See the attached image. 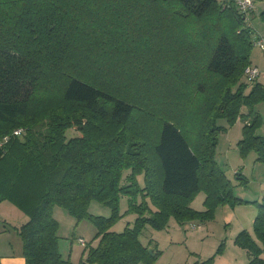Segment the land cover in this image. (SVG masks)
Instances as JSON below:
<instances>
[{
  "label": "trees",
  "instance_id": "trees-1",
  "mask_svg": "<svg viewBox=\"0 0 264 264\" xmlns=\"http://www.w3.org/2000/svg\"><path fill=\"white\" fill-rule=\"evenodd\" d=\"M220 1L0 0V202L27 213L17 228L25 264H75L59 250L55 206L95 225L76 264H153L159 252L139 239L146 225L204 221L243 202L214 159L215 122L234 123L249 105L240 148L264 163V136L251 135L264 84L245 92L252 28ZM199 191L204 211L189 207ZM122 196L136 217L117 232ZM93 200L112 214L90 213ZM252 203L255 237L244 229L234 241L248 264H264V196Z\"/></svg>",
  "mask_w": 264,
  "mask_h": 264
},
{
  "label": "rangeland",
  "instance_id": "rangeland-1",
  "mask_svg": "<svg viewBox=\"0 0 264 264\" xmlns=\"http://www.w3.org/2000/svg\"><path fill=\"white\" fill-rule=\"evenodd\" d=\"M255 1L257 10L261 4L260 0ZM220 4L222 9L225 8L224 0L220 1ZM207 19H219V17L212 11L207 14ZM207 24L206 22V26ZM251 51L253 56L258 59V63H261L262 67H264V50L253 45ZM262 69L260 72L264 74ZM243 81L248 82L245 79ZM248 91L245 92L247 93ZM256 104H259V107H256ZM256 104H254V110L255 108L260 109L261 123L259 126H254L253 130H251V135L253 136L260 134V128L264 130V100ZM242 105L234 123H230L226 117L219 118L215 122L222 129L216 143L214 159L226 177L232 182L234 196L242 199L243 202L221 203L215 208L211 219L204 220V222L198 218L192 219L195 223L193 227L191 226L192 222L186 221L183 224L173 216L169 217L167 226L163 229H156L151 225H146L139 234V239L141 241L148 240L145 244L149 243L154 250L159 252L153 264H192L196 257L206 258L213 256L221 243H223L222 252L219 255H214L213 263H230V260L235 256L236 263L241 264L239 259L242 260L244 258V254L240 256L241 253H244V248L234 241L239 233L238 226L240 223L237 217L244 213L245 216L242 217V220L253 226L254 219L250 221L252 219L250 212L253 208L257 209V205L252 202H244L243 197L252 198V195L257 190L260 191L259 183L264 182V174H262L264 172V163L258 160L256 151L251 149L247 152H242V148H240L241 141L245 138L244 127L252 124L253 120V115L250 116L248 114L249 105ZM136 179L142 186L144 183L143 175L138 174ZM243 190L245 192H242ZM147 197L145 198L147 199ZM141 198L140 191L139 196L135 198L136 202L138 203ZM205 200L206 193L199 191L190 200L189 207L204 211L206 210ZM148 204L153 206L149 200ZM242 204H248L249 206H238ZM119 205V213H122V216L111 227L113 231L117 232L124 230L128 225L131 226L136 217L134 211H128L129 205L126 196L121 197ZM14 206V210H17L18 213L12 211L0 212V219H4L7 222L6 225L9 228L7 232L12 230L14 242L17 244L21 238L14 225L16 223L19 226L22 222H25L27 213L20 207ZM88 210L94 215L105 217L112 214V209L109 205L96 200L91 201ZM53 216L58 221V235L60 237L58 246L61 254L63 257H69L75 264L78 263L84 249V245L79 241V238H82L86 243H90L96 230L95 225L87 218L77 222L72 214L60 206L53 208Z\"/></svg>",
  "mask_w": 264,
  "mask_h": 264
},
{
  "label": "crops",
  "instance_id": "crops-1",
  "mask_svg": "<svg viewBox=\"0 0 264 264\" xmlns=\"http://www.w3.org/2000/svg\"><path fill=\"white\" fill-rule=\"evenodd\" d=\"M255 3H256V1L254 0V7H253L252 11L247 15L246 22H247V25H249L252 28V31L254 33L264 37V20H262L260 17V13L262 12V10H264V0H260L261 6L257 10L255 8ZM250 64L257 66L259 69L264 68V67H262L261 63H258V59H256L253 56L252 51L250 54ZM262 70H264V69H262ZM242 79L244 80L243 76H242ZM256 80L258 82H260L261 84H264V74H262L260 72V75L257 77ZM251 85H252L251 82H247V88L245 90L248 91L250 89ZM256 105H257L256 107H259L258 106L259 104H256ZM255 111L259 115L261 114L259 108H255ZM259 135L264 136V130H262L261 128H260V134ZM262 174H264V172H262ZM258 187L260 188V191L257 190V192H255V194L252 195V198L243 197V199L247 200L250 203L253 201L260 200L261 197L264 196V182L259 183ZM242 192H245V191L243 190ZM246 192H247V190H246ZM238 206H249V205L248 204H242V205H238ZM14 207L15 206L7 200L0 202V212L12 211V212L18 213L17 210H14ZM250 213L252 216V219L250 221H252L254 219L256 213H257V209L253 208V210H251ZM243 216H245L244 213H241V216L237 217L239 220V223H240L238 226L239 232L241 230L245 229L251 234L252 237H255L254 231H253V226H251L252 224L249 225L248 222L245 223L242 220ZM0 221H2V223H0V264H25V258L23 257V254H22V241H21V239H20L19 243L16 244L14 242V239L12 236V230H10L11 232H7L9 230L8 225H6L7 222L4 219H0ZM185 222H182V223L185 224ZM202 222H204V221H202ZM190 223H191L192 227L195 226V223L193 222V220H191ZM19 226L15 223L14 228H18ZM147 242H148V240L142 241V243H144V244ZM95 243H96V241H93L92 244H95ZM243 250H244V253H241L240 256L244 254V258L242 260L241 259H239V260H240L241 264H248L249 263V256H248L246 250L245 249H243ZM260 256L262 258H264V253H262ZM202 259H205V258L204 257H196L194 260V263H192V264H195V262L197 260H202ZM225 264H237L236 263V257L233 256V258L230 260V263L228 262Z\"/></svg>",
  "mask_w": 264,
  "mask_h": 264
},
{
  "label": "built area",
  "instance_id": "built-area-1",
  "mask_svg": "<svg viewBox=\"0 0 264 264\" xmlns=\"http://www.w3.org/2000/svg\"><path fill=\"white\" fill-rule=\"evenodd\" d=\"M224 3L227 5L232 3L236 9L243 14L245 17L252 11L254 7V0H224ZM247 23V22H246ZM252 43L260 49L264 50V37L258 35L252 31ZM260 75V69L257 66L249 64L245 67L243 72V77L246 81L252 82ZM21 128H17L13 131L14 135H20L22 133ZM8 136L3 137V141H6ZM79 241L85 245V241L82 238H79Z\"/></svg>",
  "mask_w": 264,
  "mask_h": 264
}]
</instances>
